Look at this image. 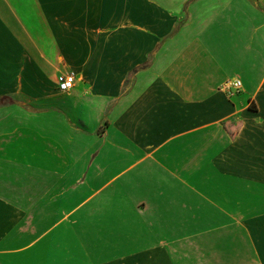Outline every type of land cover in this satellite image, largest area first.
I'll return each instance as SVG.
<instances>
[{
  "label": "crops",
  "instance_id": "1",
  "mask_svg": "<svg viewBox=\"0 0 264 264\" xmlns=\"http://www.w3.org/2000/svg\"><path fill=\"white\" fill-rule=\"evenodd\" d=\"M1 98L0 264H264V0H0Z\"/></svg>",
  "mask_w": 264,
  "mask_h": 264
},
{
  "label": "built area",
  "instance_id": "2",
  "mask_svg": "<svg viewBox=\"0 0 264 264\" xmlns=\"http://www.w3.org/2000/svg\"><path fill=\"white\" fill-rule=\"evenodd\" d=\"M56 91L60 94L70 92L76 82V74L72 71L62 72L56 76ZM220 90L227 98L237 96L242 90V83L238 78L226 80L220 87Z\"/></svg>",
  "mask_w": 264,
  "mask_h": 264
},
{
  "label": "trees",
  "instance_id": "3",
  "mask_svg": "<svg viewBox=\"0 0 264 264\" xmlns=\"http://www.w3.org/2000/svg\"><path fill=\"white\" fill-rule=\"evenodd\" d=\"M148 65V62H146L145 64L135 68L132 70V73H136L139 69L145 68ZM6 103H11V100L8 98H1L0 99V106L5 105Z\"/></svg>",
  "mask_w": 264,
  "mask_h": 264
}]
</instances>
